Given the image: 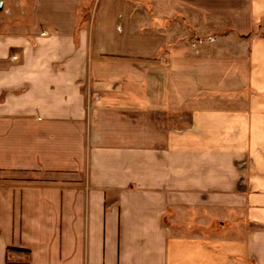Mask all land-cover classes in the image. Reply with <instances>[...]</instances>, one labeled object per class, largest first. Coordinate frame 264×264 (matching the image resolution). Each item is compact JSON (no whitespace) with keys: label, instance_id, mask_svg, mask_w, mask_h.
<instances>
[{"label":"crops","instance_id":"crops-1","mask_svg":"<svg viewBox=\"0 0 264 264\" xmlns=\"http://www.w3.org/2000/svg\"><path fill=\"white\" fill-rule=\"evenodd\" d=\"M0 0V264H264V0Z\"/></svg>","mask_w":264,"mask_h":264},{"label":"rangeland","instance_id":"rangeland-1","mask_svg":"<svg viewBox=\"0 0 264 264\" xmlns=\"http://www.w3.org/2000/svg\"><path fill=\"white\" fill-rule=\"evenodd\" d=\"M12 3H13V4L15 3L14 0H12Z\"/></svg>","mask_w":264,"mask_h":264},{"label":"water","instance_id":"water-1","mask_svg":"<svg viewBox=\"0 0 264 264\" xmlns=\"http://www.w3.org/2000/svg\"><path fill=\"white\" fill-rule=\"evenodd\" d=\"M0 6H2V3L0 4Z\"/></svg>","mask_w":264,"mask_h":264}]
</instances>
